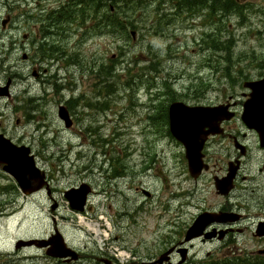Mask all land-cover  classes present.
<instances>
[{
  "label": "rangeland",
  "instance_id": "1",
  "mask_svg": "<svg viewBox=\"0 0 264 264\" xmlns=\"http://www.w3.org/2000/svg\"><path fill=\"white\" fill-rule=\"evenodd\" d=\"M41 4L49 10L56 1L0 0V85L12 80L11 96L0 99V132L30 148L37 166L57 190L54 196L60 207L54 215L44 193L23 197L0 168V264H98L94 256L108 242L122 262L130 260L138 243L146 244L152 255L159 254L182 235L193 215L224 204L212 181L202 180L195 186L186 182V187L196 188L195 194L189 205L180 206L182 147L166 133L168 124L160 106L175 100L209 102L210 92L223 91L228 82L225 68L244 66L256 50L255 36L248 31L264 18V0H240L242 12L219 16L208 25L199 19L193 23L191 15L164 7L159 11L165 22L162 32L154 28L160 18L158 2L147 0L134 10V28L128 27L126 33L88 30L90 22L87 26L71 23L70 35L59 43L61 52L53 61L34 57L32 48ZM112 4L107 3L106 11ZM118 8L116 4L111 11H121L124 5ZM216 40L230 42L229 53L211 48ZM228 55L229 62L224 58ZM103 64L113 66V76L103 75ZM36 72L40 75L34 76ZM138 74L140 83L127 87L125 82ZM71 98L78 100V114L83 115L74 127L65 128L57 107ZM114 168L118 177L108 180ZM81 182L94 190L88 198L91 208L74 214L62 191ZM252 184L248 182L246 194L253 205ZM53 215L67 243L83 254L80 261L59 262L34 247L15 249L20 238L50 235ZM255 220L253 215L246 219L235 237L193 241L194 262L231 251L263 262L258 253L264 250V241L251 234Z\"/></svg>",
  "mask_w": 264,
  "mask_h": 264
},
{
  "label": "flooded vegetation",
  "instance_id": "2",
  "mask_svg": "<svg viewBox=\"0 0 264 264\" xmlns=\"http://www.w3.org/2000/svg\"><path fill=\"white\" fill-rule=\"evenodd\" d=\"M55 1L56 4L52 9H46L43 4L38 8L39 13L35 17L38 22V32H34L37 34L32 40L34 57L43 59L42 52L44 51L46 58H53L55 53L61 52V49H59L61 45L59 43H65L70 35L71 20L69 18L72 0H65V2H62V0ZM172 1L176 10H183L179 14H189L192 16L193 23H197V19H199L203 25L213 24L216 18L218 20L220 19L219 16H229L232 9H237L238 6H240V0ZM86 5L87 4L83 1L77 0L75 7L76 9H85ZM102 5L103 3L100 0H95V2L89 4L92 9L96 8V10L99 11L103 10ZM158 5L160 7H168L169 3H166V0H164ZM218 12L221 14L217 16ZM81 22L82 20L79 18L77 23L81 24ZM253 27V31H248V33H252L253 36H255L257 46L254 53L246 58V61L250 60V62L246 63L244 66H237L232 70L231 66H227L225 69L228 73V82L223 86V91H220L219 93V90H213L209 93V95H213L212 98H209V102L198 101L192 104L208 106L220 110L219 115L211 121V125L204 128V130H210L201 149L202 160L203 163L206 164V167H203L197 177H191L184 157L183 146L179 144L182 147L180 160L184 170L181 181L183 185L178 194V197L183 198L181 207L190 204L195 194L196 188L186 187V182H190L195 186L199 181L206 180L207 182L212 181L214 185L215 181L223 180L228 174H233L231 182L232 187L226 195H220L215 191L216 196L221 198L224 201V204L216 210L211 207L200 210V212L226 211L230 213L231 217L238 216V220L234 223H229L227 225L213 224L207 228V230H229L225 238L229 236L232 237L235 233L241 232L242 229L239 225H244L245 221L243 220L248 219L251 215L256 217L253 230H255L258 222L264 221V143H261L264 142V18L258 20L256 27L255 25H253ZM36 74L37 76L40 75L38 72H36ZM248 82H257L259 89L258 99L261 111L259 130L248 127L242 120L244 104L250 98L252 93L251 88L246 85ZM215 87L216 85H214L213 88ZM0 99H2V97H0ZM212 99H214V101H212ZM65 103L72 122L69 128H72L74 125L78 124V119L83 114L79 116L78 108H74L75 106L78 107V103L73 106L71 99L66 100ZM260 135H263L262 139ZM253 161L255 162L254 165L252 164ZM108 180L110 179L108 178ZM253 181V188H250L249 191L251 193L256 192V203L252 205L249 203L251 196H248L246 193H248V182ZM140 190H142L146 197H150V192L148 193L147 190L142 188ZM56 191L55 187L51 185L47 190L40 191V193H44V196L51 203H56V209L53 211L55 212L54 215L57 214L60 207V203L56 201L57 199L54 196ZM63 192L64 190L62 193ZM103 192L106 191L103 189ZM34 195L36 194L24 197L26 198ZM232 201L233 203H231ZM87 208L90 210L91 207L87 205ZM0 209L1 214L3 206L0 205ZM252 209H254V212ZM71 212L76 214L74 211ZM54 215L52 216L53 228L57 226ZM195 215H193L191 222L195 218ZM190 224L182 230H186ZM181 237H183V233ZM181 237L176 241L171 242L165 249H163V251H165L169 248L175 247L169 254L170 260L172 261L177 262L180 257L179 255H181L178 252ZM252 237L258 241H264V236L256 237L252 235ZM215 240L216 239H212V241ZM187 246L189 248L187 259L182 264H195L191 254L193 244L190 243ZM35 249L38 250V248ZM113 249V244L108 242V245H106L104 249L98 251V254L94 256V260L98 264H143L155 258L156 255L150 253V249L146 244L138 243L136 244V248L131 249L133 256L130 260L122 262ZM258 254L264 256V251L261 250ZM82 257L83 254L78 252L77 259L74 261H68V259L54 260L70 263L78 262ZM105 261H107V263H105Z\"/></svg>",
  "mask_w": 264,
  "mask_h": 264
},
{
  "label": "water",
  "instance_id": "3",
  "mask_svg": "<svg viewBox=\"0 0 264 264\" xmlns=\"http://www.w3.org/2000/svg\"><path fill=\"white\" fill-rule=\"evenodd\" d=\"M5 20L2 24H5ZM134 32L132 35L134 36ZM25 57V55L23 56ZM10 80L5 86L0 87V96H8V87ZM251 88L250 98L244 104L242 112V120L248 127L259 130L260 104L259 89L257 82L246 83ZM219 109L208 106H189L181 101H173L168 108L169 131L171 135L179 141L185 148V158L188 164L190 175L195 178L206 165L202 160L201 149L210 130H204L206 126L211 125V121L219 115ZM58 117L63 121L65 127L71 125V119L67 109L60 105L57 111ZM261 139L263 135H260ZM264 143V142H261ZM264 145V144H263ZM30 148L25 145H16L10 139L0 133V166L1 169L10 175L17 183L20 191L29 195L48 188V182L45 179V172L40 170L35 164L34 156L30 154ZM233 174H228L223 180L215 181V188L218 193L226 194L232 187ZM91 189L88 184L82 183L79 187L71 188L64 192V197L69 203V207L74 211H83L86 203L87 195ZM56 204L51 206V210H55ZM233 218L227 213H209L199 214L193 223L186 230L183 241L189 242L194 238L204 237L211 239L218 234V238H222L226 231H207L206 226L215 222H230ZM255 235H264V222L259 223ZM35 245L39 248H45L46 255L53 258L75 260L78 254L75 250L68 247L63 235L55 227L53 234L47 238H36L28 240H19L15 247ZM172 249L162 253L156 260L144 264H163L169 260L168 254ZM182 254L179 263L185 260L186 249L178 250ZM107 263V261H105Z\"/></svg>",
  "mask_w": 264,
  "mask_h": 264
},
{
  "label": "trees",
  "instance_id": "4",
  "mask_svg": "<svg viewBox=\"0 0 264 264\" xmlns=\"http://www.w3.org/2000/svg\"><path fill=\"white\" fill-rule=\"evenodd\" d=\"M86 4H90L91 2H95V0H81ZM103 2L104 5V11L102 15L100 16V23H97L96 28H101L102 32L104 31H110V32H120V33H126L128 27L134 28L133 24V13L134 10L139 6L142 5L143 2H146L147 0H100ZM172 1V0H171ZM112 2L114 4H117L120 8V4L124 5V9L122 8L121 11H115L110 12V10L106 11L107 3ZM94 13H97L96 11ZM96 15V14H95ZM158 19H156V25H155V32H162L164 30L163 26V18L158 15ZM205 45L208 46V41L205 42ZM215 49L220 51H229L230 50V43L228 41L220 42L219 40H216L214 46ZM43 58L45 57V52H42ZM113 66H109L108 64H103L101 66V71L103 72V75L106 76H113L114 73L112 71ZM128 67V66H127ZM119 76V75H118ZM134 78V79H133ZM133 81V82H132ZM141 77L140 75H132L125 83L127 84V87H132L133 85H138L140 83ZM110 85V83H109ZM168 93H170L168 91ZM172 99H174L172 97ZM161 112L163 113L162 116H164V120L166 117V108L164 109L161 105ZM158 117V114L157 116ZM166 122V120L164 121ZM167 131V130H166ZM167 134L168 131H167ZM233 254L230 255H222L218 258H207L204 260H201L198 264H264V262H258L255 263L253 260L248 258V255H240L239 253H236L235 251Z\"/></svg>",
  "mask_w": 264,
  "mask_h": 264
}]
</instances>
